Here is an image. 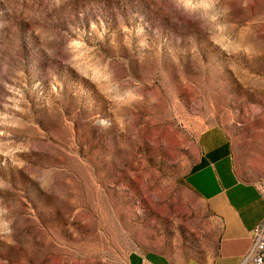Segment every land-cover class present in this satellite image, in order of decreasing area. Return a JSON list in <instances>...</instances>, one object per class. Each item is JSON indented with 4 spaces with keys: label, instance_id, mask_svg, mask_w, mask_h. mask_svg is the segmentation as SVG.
I'll return each instance as SVG.
<instances>
[{
    "label": "rangeland",
    "instance_id": "rangeland-1",
    "mask_svg": "<svg viewBox=\"0 0 264 264\" xmlns=\"http://www.w3.org/2000/svg\"><path fill=\"white\" fill-rule=\"evenodd\" d=\"M214 126L264 192V0H0V264L198 254Z\"/></svg>",
    "mask_w": 264,
    "mask_h": 264
},
{
    "label": "crops",
    "instance_id": "crops-1",
    "mask_svg": "<svg viewBox=\"0 0 264 264\" xmlns=\"http://www.w3.org/2000/svg\"><path fill=\"white\" fill-rule=\"evenodd\" d=\"M198 146L199 154L185 178L204 204L198 254L180 258L158 249L136 248L126 264H239L250 249L253 230L264 219V192L243 179L224 128L203 130Z\"/></svg>",
    "mask_w": 264,
    "mask_h": 264
},
{
    "label": "built area",
    "instance_id": "built-area-1",
    "mask_svg": "<svg viewBox=\"0 0 264 264\" xmlns=\"http://www.w3.org/2000/svg\"><path fill=\"white\" fill-rule=\"evenodd\" d=\"M239 264H264V219L254 228L252 245Z\"/></svg>",
    "mask_w": 264,
    "mask_h": 264
}]
</instances>
